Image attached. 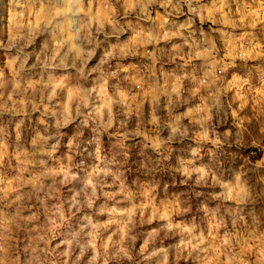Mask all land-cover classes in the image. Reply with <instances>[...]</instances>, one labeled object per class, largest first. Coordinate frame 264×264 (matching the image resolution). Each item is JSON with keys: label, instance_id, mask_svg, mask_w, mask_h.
Segmentation results:
<instances>
[{"label": "clouds", "instance_id": "clouds-1", "mask_svg": "<svg viewBox=\"0 0 264 264\" xmlns=\"http://www.w3.org/2000/svg\"><path fill=\"white\" fill-rule=\"evenodd\" d=\"M0 264H264V0H0Z\"/></svg>", "mask_w": 264, "mask_h": 264}]
</instances>
